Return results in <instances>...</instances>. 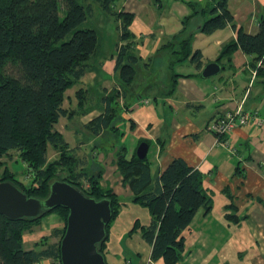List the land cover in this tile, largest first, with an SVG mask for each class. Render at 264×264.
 I'll return each mask as SVG.
<instances>
[{
	"label": "crops",
	"instance_id": "1",
	"mask_svg": "<svg viewBox=\"0 0 264 264\" xmlns=\"http://www.w3.org/2000/svg\"><path fill=\"white\" fill-rule=\"evenodd\" d=\"M206 2H115L116 11L133 15L129 26L130 40L133 52L139 57L135 65L137 83L131 87L134 95L118 99L117 114L110 125H115V129L107 127L95 135L86 126L103 114L107 106L105 97L113 90H120L114 66L117 46L122 41L120 21L114 16L116 29L112 38L99 43L98 51L91 59V67L77 84L65 91L62 106L71 114L60 117L57 123L63 118L64 124L58 129L56 123L55 129L63 135V130L72 121L76 129L83 130L79 134L71 127L69 136L73 143L70 145L65 141L74 151L76 149L73 153L77 157H85L79 158L83 162L82 168L99 176L100 184L110 187L120 201L119 213L108 229L104 249L107 264H164L162 259H151V246L142 239L139 229H132L136 221L140 225H148L150 214L147 208L131 201V190L123 184L116 163L119 153L128 154L123 143L135 141L138 145L144 140L148 144L146 158L150 163L153 184L173 158H182L203 174V186L211 195L210 212L204 214L199 209L183 231V259L177 264H264V91L257 75H253L254 56L236 49L229 58L220 57L222 47L236 39V31L231 26L211 34L195 32L192 49L201 51L202 65L196 68L188 60L173 65V73L177 77L175 87L168 95L163 91L165 84L170 82L168 58L158 55L152 60L160 46L182 29L181 21L192 13V5L197 9ZM263 6L264 0H228L236 26L251 34L258 30ZM196 19L194 24L198 23L199 18ZM210 62L219 64V72L203 78L201 72ZM138 64L144 68L161 67V75L158 73L157 79L150 80V83L148 80L141 82L143 76L148 79L152 76L141 71ZM184 68L186 72L182 71ZM237 108L256 111L263 120L261 126H240L224 140H219L210 130L212 121ZM107 129L115 134L118 132L122 140L121 151L103 153L102 150L94 152L82 147L85 145L83 141L106 138ZM83 133L87 138H83ZM90 158H96L99 163L87 170L85 166ZM121 188L125 194H130V203L121 202L117 192ZM227 215L238 218V221L227 219ZM29 233L32 235L34 231ZM25 235V248H33L38 240L26 239ZM50 260L44 259L37 264H49Z\"/></svg>",
	"mask_w": 264,
	"mask_h": 264
},
{
	"label": "trees",
	"instance_id": "2",
	"mask_svg": "<svg viewBox=\"0 0 264 264\" xmlns=\"http://www.w3.org/2000/svg\"><path fill=\"white\" fill-rule=\"evenodd\" d=\"M60 1L65 8L62 18ZM84 1L85 4L77 0H0V168L5 167L7 173L5 180L0 181L16 184L28 197L45 198L50 183L57 179L95 199H109L112 215L106 225V238L99 245L104 255L108 229L119 213V198L110 187L100 184L99 176L82 168L79 157L55 129L60 117L71 114L62 106L65 91L77 84L91 67L99 45L96 30L81 27L92 14V3L120 21L122 41L117 46L114 66L120 90H113L105 97L107 106L103 114L86 125L93 134L107 127L116 128L110 125L117 114L118 99L134 95L131 87L137 83L134 66L139 57L133 52L130 40L133 15L114 9L119 0ZM192 8V13L181 21L182 29L160 46L152 58L157 59L158 55L168 58L171 75L163 90L165 94H170L175 87L177 74L173 73V65L186 60L196 68L202 65L201 51L192 49L194 33L211 34L227 26L236 31V39L222 47L220 57L229 58L236 49L254 56L252 66L264 91V6L258 30L253 34L236 26L228 0H207L202 7L196 9L192 5ZM196 18L199 20L194 24ZM140 81H146L145 76ZM49 147L57 153L51 160ZM11 151L23 162L25 175L30 176L28 183L17 180L15 172L4 163L3 157ZM117 158L122 182L132 193L131 201L147 208L150 214L148 225L136 221L132 229H139L142 239L151 246L153 261L162 259L164 264H177L183 259V231L199 209L208 214L212 207L211 195L203 186V174L184 159L173 158L153 184L146 156L139 159L134 151L130 157L119 153ZM58 170L63 177L58 176ZM51 213L61 215L63 220V227L55 232L59 242L47 244V237H42L33 248H25L24 233ZM67 213V209L57 207L38 218L22 220H9L0 214V264H37L44 259H51L49 264H59V244ZM226 217L238 221L232 215Z\"/></svg>",
	"mask_w": 264,
	"mask_h": 264
},
{
	"label": "water",
	"instance_id": "3",
	"mask_svg": "<svg viewBox=\"0 0 264 264\" xmlns=\"http://www.w3.org/2000/svg\"><path fill=\"white\" fill-rule=\"evenodd\" d=\"M219 69L218 63L210 62L203 68L201 76L208 78ZM147 150V142H140L135 150L137 158H145ZM57 207L68 210L59 244V264H107L99 245L106 238V225L112 215L109 199H95L57 179L50 183L45 198L28 197L16 184L0 181V214L9 220L38 218Z\"/></svg>",
	"mask_w": 264,
	"mask_h": 264
},
{
	"label": "rangeland",
	"instance_id": "4",
	"mask_svg": "<svg viewBox=\"0 0 264 264\" xmlns=\"http://www.w3.org/2000/svg\"><path fill=\"white\" fill-rule=\"evenodd\" d=\"M78 2L85 4L86 2L84 0H77ZM65 14V8L64 5L62 3V1H60L59 3V16L60 18H62ZM82 28H92L95 29L97 34H98V42L101 43L103 40L105 42H108L112 37L113 31L116 29V21L113 18L112 15H109L108 13L104 12L100 6L97 3H92V14L90 16L87 17L86 21L81 25ZM99 48V45H98ZM97 48V51H98ZM96 51V52H97ZM135 67V66H134ZM138 67H140L141 71H147L144 73H147V76H152V78L148 79L147 77L146 80H148L147 83H150V80H156L158 77V73L161 75L160 71H161V67H156V65H153V70L151 68H144L142 65L138 64ZM183 72H186V69L184 68L182 70ZM75 119V117H74ZM76 119L78 120V117H76ZM75 119V120H76ZM63 121V123H61ZM64 124V120L63 118L60 119V122L57 123L56 127L59 129V125L63 126ZM76 129L75 128V124H72V121H70V123H68V126L63 130V136L65 138V140L67 142H69L70 145H72L73 141L70 139L69 136V130L70 128ZM76 130L79 131V134L83 132V130H80L79 128H77ZM117 134H115L114 131H112L111 129H107V132H105L106 134V138L99 137L98 139H96L95 141H83V143L85 144L82 147L87 148V150L89 151L90 149H93V151L95 152L96 150H102L103 153H107L109 151H113V152H117L121 151V142L122 140L120 139V136L118 135V132H116ZM83 138H87V134L83 133L82 134ZM86 140V139H85ZM126 148H127V153L126 154L128 157L131 155V152L135 151L136 147L138 145H136L135 141L131 142H125L123 143ZM73 147V146H71ZM76 151V149H75ZM75 151L73 150V152L75 153ZM130 152V153H129ZM78 153L82 154V152L78 151ZM118 153V152H117ZM150 153V151H149ZM148 153V155H149ZM94 154L95 153H91ZM90 154V157H91ZM56 152L54 151V149H52L51 147H49L48 149V158L49 159H53L55 158ZM79 158H85L81 155H79ZM17 154L15 151H11L10 154L6 155L5 157H3V161L5 164L8 165L9 169L12 172H15V177L17 180L24 182V183H28L30 176L25 175V166L23 164V162L20 160V158H16ZM83 163V162H82ZM96 158H90L88 159V163L85 166L87 168V170L90 169V167H92L94 164L98 165ZM5 168V167H4ZM4 168L1 167L0 168V180H5L4 177L7 176V173H5ZM86 171V170H85ZM60 171H57V174L59 177H63V174H59ZM56 174V175H57ZM57 176V177H58ZM120 200L123 203H130V194H125V190L121 188L120 190H117ZM61 215H58L56 213H51L47 216H45L44 218H42L35 226H33L31 228L32 232L34 231V235H30L29 232H25V238H34L36 240H40L42 237H47V244H57V242H59V235L55 234V232H57L59 230V228L61 229L63 227V220L60 217ZM51 261V260H50Z\"/></svg>",
	"mask_w": 264,
	"mask_h": 264
},
{
	"label": "built area",
	"instance_id": "5",
	"mask_svg": "<svg viewBox=\"0 0 264 264\" xmlns=\"http://www.w3.org/2000/svg\"><path fill=\"white\" fill-rule=\"evenodd\" d=\"M256 70H253V75ZM263 120L258 116L256 111H244L240 108L227 111L224 115L215 118L212 121L210 130L217 138L219 136L227 137L235 128L245 125L261 126Z\"/></svg>",
	"mask_w": 264,
	"mask_h": 264
}]
</instances>
